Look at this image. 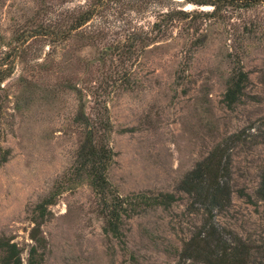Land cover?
<instances>
[{"label": "rangeland", "instance_id": "rangeland-1", "mask_svg": "<svg viewBox=\"0 0 264 264\" xmlns=\"http://www.w3.org/2000/svg\"><path fill=\"white\" fill-rule=\"evenodd\" d=\"M249 1L213 13L189 0H0V71L11 69L0 81V264L9 244L24 264L33 246L40 264H182L202 217L179 184L242 130L231 203L216 219L264 264V1ZM238 63L248 80L229 106ZM82 113L111 121L116 198L171 193L170 203L124 202L119 232L106 229L77 170Z\"/></svg>", "mask_w": 264, "mask_h": 264}, {"label": "trees", "instance_id": "trees-1", "mask_svg": "<svg viewBox=\"0 0 264 264\" xmlns=\"http://www.w3.org/2000/svg\"><path fill=\"white\" fill-rule=\"evenodd\" d=\"M235 0H189L198 5L213 6V13L221 10L222 4H233ZM251 1V2H250ZM252 5L256 1L250 0ZM184 11V10H181ZM92 11H86L78 18L71 28H78L93 17ZM184 13V12H183ZM186 14V13H185ZM10 68L0 71V81L10 72ZM248 80L244 68L238 63L230 77L225 92V101L229 106L237 103L243 95ZM1 111V107H0ZM85 125L84 137L77 151V170L85 175L102 202V214L106 220V229L113 233L119 232V223L126 213L127 205H167L173 199V194L147 196L138 194L132 197H121L114 193L108 179V170L114 160V151L109 146V133L112 124L109 117L91 120L84 113L76 118ZM1 126V123H0ZM245 130L231 135L227 142L217 145L207 157L198 162L189 171L179 188L191 197L190 208L201 214L202 222L196 226L191 236L183 243L180 252V262L189 264H250L255 253L253 248L233 231L217 222V214L225 210L231 203V150L242 141ZM5 151L0 145V154ZM257 196L264 200V168L260 175ZM36 229L32 237L39 241ZM6 264H24L16 245L9 244L5 249ZM27 264H40L35 246L30 250Z\"/></svg>", "mask_w": 264, "mask_h": 264}]
</instances>
